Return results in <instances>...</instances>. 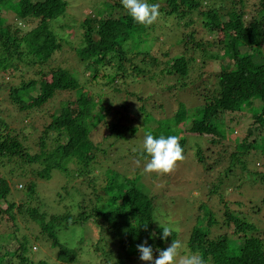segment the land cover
I'll use <instances>...</instances> for the list:
<instances>
[{
  "label": "trees",
  "instance_id": "16d2710c",
  "mask_svg": "<svg viewBox=\"0 0 264 264\" xmlns=\"http://www.w3.org/2000/svg\"><path fill=\"white\" fill-rule=\"evenodd\" d=\"M148 2L160 5V16L151 26L135 23L121 0L110 4L114 8L111 14L103 13L92 22L85 19L80 24L84 48L77 63L91 69V79L103 84L93 96L81 91L77 95L80 83L66 69L58 66L47 71L43 66L60 47L48 22L62 15L67 3L0 0V79L6 75L18 79L13 85L4 82L7 93L2 100L17 112L27 116L38 112L48 120L32 140V147L38 150L30 154L23 143L28 141L27 135L21 136L12 128L4 130L7 125L0 117V169L2 165L12 168L7 177L0 174V264H128L134 261L132 257L139 263L137 245L147 241L156 256V249L164 250V244L174 240L173 232L167 239L161 238L162 231L153 220L155 198L134 180L124 177L119 181L110 170L94 174L102 143L93 142L92 131L106 127L109 132L105 138L116 135L117 139L122 137V128L135 134L128 117L111 121L113 114L117 116L113 101L126 79L144 74L147 80L150 66H158L164 78L173 79L170 89L192 92L197 105L190 110L176 104L170 118L154 128L149 125L152 118L144 115L143 140L148 132L157 138L176 135L184 150L186 137H206L205 147L195 151L198 162L203 160V149L221 153L227 160H234L238 154H264V0H256L251 11H247V0ZM167 20L180 28L174 42L184 53L173 54L168 46L160 50L163 43L157 52L144 48L152 30ZM188 52L191 55L185 56ZM213 61L218 64L216 70L208 68ZM107 92L108 99L104 97ZM48 101L56 104L52 111L50 104L45 106ZM244 102L252 104L256 113L253 125L239 134L226 124V114L229 106L240 108ZM72 166L79 171L78 187L91 192L78 202L74 213L48 215L30 206L38 180L49 179L54 168L67 172ZM258 175L264 184V173ZM15 176L27 179V188H11ZM208 193L220 197L217 189ZM222 199V221L206 211V226L190 231L188 253L201 256L205 264H264V194L253 210ZM88 223L96 230L95 241L87 237V243L78 241L74 247L60 242V228ZM22 235L43 240L48 253L35 257L31 250H37L36 244L26 246L25 240L19 239ZM83 249L85 260L81 257Z\"/></svg>",
  "mask_w": 264,
  "mask_h": 264
},
{
  "label": "rangeland",
  "instance_id": "374dc122",
  "mask_svg": "<svg viewBox=\"0 0 264 264\" xmlns=\"http://www.w3.org/2000/svg\"><path fill=\"white\" fill-rule=\"evenodd\" d=\"M64 1L67 3L64 13L48 22L49 29L60 42V47L50 55L43 66L47 71L50 67L58 66L66 69L80 83L81 87L76 92L77 95L81 91L96 96L103 84L98 80L93 81L91 79L94 74L91 69L77 63L79 58L81 59L79 51L84 48V40L79 28L85 19H89L92 22L93 18H97L103 13H107L106 15L111 14L114 9L111 5L116 0ZM255 1L247 0L249 5L247 11L253 10L251 5ZM6 12L7 7H4L3 13ZM179 31L180 28L172 21H161L152 30V37L146 38V43H143L145 44L144 48L157 52L159 45L163 43L164 45H160V50L168 46L173 54L184 53L182 46L179 47L174 42V36ZM184 55L189 56L191 52ZM208 68L216 70L218 69V64L214 61L210 62ZM101 70L100 68L99 71ZM143 75H135L121 83V91L119 95H115L113 101V112L115 111L117 116L113 114L111 121L115 122L122 116L128 117V121L132 120L131 124L134 125L132 128L136 129L135 134H132L133 137H131L130 129L124 128L120 131L122 137L119 139H117L116 135L115 137L105 138L109 132L106 127L95 129L91 133L93 142L102 143L100 146L102 152L95 159L96 169L94 174L98 175L102 170L106 174L105 172L110 170L117 176V180L120 181L124 177L132 179L144 192L153 196L155 198L153 209L155 227L161 232L162 228L159 224L163 226L171 225L172 232L175 234L174 241H179L181 244L179 250L181 255H187L189 254L187 251V240L190 231L195 227L203 229L206 226L203 219L206 211H212L214 218L217 221H222L220 198H223V202L228 204L231 202L235 203L243 209L253 210L255 207L257 209L255 202L264 194V184H261L262 180L259 177L260 175H258L264 173V154L254 151L255 153L252 152L246 156L238 154L234 160H227L221 153L215 154L211 150L203 149V160L198 162L195 158V151L205 147L204 139L206 140L207 138L189 136L185 138L184 159L178 161L172 171L163 174L146 173L144 165L148 160L144 159L142 155L143 129L146 128V125L142 123L143 119H145L143 116L149 115L152 118L153 121H150L149 125L154 128L161 121H167L170 118L169 114H172L171 112L174 111L176 104L179 103L191 110L197 105V100L192 92L183 91L180 87H177L176 90L170 89L169 87L174 84L173 79L164 78L158 66L147 68V80H144ZM4 82L13 85L18 82V79L11 78L8 75L0 79V100L7 93ZM107 89L109 90L110 88L107 86ZM109 94L108 92L105 93L104 97L108 99ZM73 95L75 96L76 94L74 93ZM49 104L50 106H48ZM104 105L106 106L107 104L104 103ZM45 106H48L52 111L55 109L54 106L56 104L48 101ZM120 107L129 111L120 110ZM0 109H4L0 112L1 119L7 125L4 126V130L12 128L21 136L26 134L28 141H23V143L27 145L30 154H34L38 148L36 146L32 147V140L37 137L39 131H42L43 128L41 126L48 120H43L45 117L38 112H30V116H27L26 112H17L9 104H6L4 100L0 102ZM140 109L143 110L142 117L140 116ZM228 112L226 114V124L234 128L239 134L253 125V117L256 112L252 104L244 102L240 108L229 106ZM26 125L28 127H23ZM32 125L36 131L31 130ZM149 125L147 126L148 128ZM137 161H139V164H137ZM69 165H67V169ZM11 169L7 165H2L0 174L7 177L9 173L11 174ZM70 171L64 172L61 167L54 168L51 170L49 179L38 180L35 187L36 195L30 199V206H37L48 215H60L66 212L74 213L76 208H78V202H81L83 196L89 195L91 192L86 187H78L80 179L76 175L79 171L74 166L71 167ZM16 173L17 171L14 172V174ZM26 180L15 176L11 180V188H27V185L25 186ZM8 183L10 184L9 180ZM210 189H217L220 197L210 195L208 193ZM16 192L13 194H16ZM16 201L18 200L16 199ZM2 207L6 208L4 204ZM3 217L7 218L6 215H3ZM57 236L65 246L74 247L78 244V241L81 244L82 242L87 243L89 239L95 241L97 234L94 227H91V224L88 223L85 226L75 225L69 228H60L57 231ZM34 238L35 236L22 235L19 239H24L26 246L31 243L36 244L37 250H31V254L35 257L45 256L48 253V249L43 247L44 241L37 238L35 240ZM172 242L173 240L164 244L166 246L165 249ZM81 252V257L85 260V249ZM156 252H158L157 249ZM132 258L134 261L131 260L128 264L146 263L139 258L138 263L134 257ZM154 258H158V255L156 254Z\"/></svg>",
  "mask_w": 264,
  "mask_h": 264
},
{
  "label": "clouds",
  "instance_id": "9594fccd",
  "mask_svg": "<svg viewBox=\"0 0 264 264\" xmlns=\"http://www.w3.org/2000/svg\"><path fill=\"white\" fill-rule=\"evenodd\" d=\"M121 4L133 21L140 25L151 26L160 16L158 3H149L148 0H121ZM142 148L143 154L150 157L144 165L146 173H168L173 170L178 161L184 159L183 148L176 135H161L157 138L148 132L145 134ZM159 225L162 228V239H167L172 235L171 225ZM180 248V242L173 240L168 248L157 249L159 255L158 258H154L153 247L148 245L147 241L137 245L139 258L146 264H205L204 259L197 254L181 255Z\"/></svg>",
  "mask_w": 264,
  "mask_h": 264
}]
</instances>
